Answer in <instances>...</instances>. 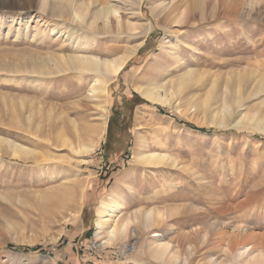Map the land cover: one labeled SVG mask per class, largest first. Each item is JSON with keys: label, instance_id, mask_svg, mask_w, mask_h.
<instances>
[{"label": "rangeland", "instance_id": "obj_1", "mask_svg": "<svg viewBox=\"0 0 264 264\" xmlns=\"http://www.w3.org/2000/svg\"><path fill=\"white\" fill-rule=\"evenodd\" d=\"M51 1L0 0V264H264V132L238 124L264 119V0H102L113 34L109 17L53 18ZM133 48L106 94L68 63ZM155 83L175 88L173 107L143 95ZM88 127L96 150L72 152ZM143 144L167 159L135 161ZM109 195L129 225L99 247Z\"/></svg>", "mask_w": 264, "mask_h": 264}, {"label": "bare ground", "instance_id": "obj_2", "mask_svg": "<svg viewBox=\"0 0 264 264\" xmlns=\"http://www.w3.org/2000/svg\"><path fill=\"white\" fill-rule=\"evenodd\" d=\"M41 1H42L41 10L45 12L46 0H41ZM96 2L100 3V6L95 7L94 10L90 11V5L88 4V0H52L50 8H49L50 16L59 20V19H62L63 15H67L69 18L71 17L73 21H80L83 24L85 23L86 24L85 26H89L88 21L91 15H93L94 22L96 21L97 23L99 20H105L109 17L108 23L110 24V29L113 34V32H115V27H114V23L111 17L117 12V10L114 7L109 6L107 3L102 2V0H97ZM233 2H234L233 4H235L237 7L239 0H233ZM74 27L71 28V30L69 31V34L74 35L73 37L76 38L77 41L80 43V45L83 46L84 48L88 47L90 43L97 41L93 39L96 37L91 36L90 32H89L90 34L89 33L86 34L87 32L84 33L80 31L79 29L77 30ZM90 29L92 28L90 27ZM153 29H154V26L152 24L149 27L147 26V28H145V31L142 33V35H145L146 33L151 32ZM136 52H137V48H133L131 50L126 51L122 56L116 55L117 57H115L114 59L102 58L103 57L102 54L100 56H95V57H92L93 54L92 56H81V57L74 56V57H69L68 63L71 66H73V68H77L79 70L93 71L95 73V77L93 80L94 84L92 85L91 89H89L90 92L92 94H96L97 92L106 94L107 84L123 72L130 58L134 56ZM179 63L180 62H178V64ZM179 66H181V63L179 64ZM191 75H192L191 71L190 72L188 71L182 76V79L180 80L178 84V89H181L185 85V82H188L187 79H189ZM170 89L171 91L166 92L167 90L166 84L155 83L153 87L151 88L148 87V89H146L143 92V95L153 102L162 104L163 106L173 107L174 104L172 103V101L175 96V92H174L175 88L171 86ZM226 115L227 114L225 113V115L220 120L219 124L221 126H226L225 124ZM102 117L104 118L105 116L102 115ZM244 123H248L254 126L257 130L264 132V119L263 118H258L256 116H250V117L245 116L239 120L238 124L241 125ZM88 128L89 129L87 131L90 137L88 142L86 143L83 142L78 147L70 143V149L72 152L77 153V154L91 155L96 150L98 143L96 145L94 139L91 137L92 134L94 133L93 132L94 128L93 127H88ZM67 141L68 140L64 139V144H67L68 143ZM144 147L145 145L143 144V145H138V147L136 148L135 155H134L135 161L140 162L142 164H148V163L151 164L154 162L161 163V161L167 159L166 156L164 155H157V154L145 152L143 150ZM12 149L15 152V155H18L19 153H23L25 155L31 154V152L24 147L20 148V147L14 146ZM16 157L18 158L19 156H16ZM122 210H123L122 203L120 204L118 200L114 199L113 195H109L107 200H104L101 203L100 207L97 210L98 218H97V224H96L97 226L96 237L102 238L104 236L106 241L99 243L98 245L99 247L109 246L114 241H116L118 238L120 237L123 238L126 236L129 223L123 222L120 226H118V219H119V215H121L120 213L122 212ZM153 220H154L153 213L151 212L147 213L145 216L146 223L152 224ZM167 247L168 245L161 243L160 245H158L156 250L159 251L160 253H163L165 252V250H167L166 249Z\"/></svg>", "mask_w": 264, "mask_h": 264}, {"label": "trees", "instance_id": "obj_3", "mask_svg": "<svg viewBox=\"0 0 264 264\" xmlns=\"http://www.w3.org/2000/svg\"><path fill=\"white\" fill-rule=\"evenodd\" d=\"M164 112V111H163ZM184 125H186V126H189L190 128H192V129H195L194 127H192L191 125H189V124H185L184 123ZM202 132H207V131H205V130H202ZM209 132H214L213 130H211V131H209ZM9 249H16V248H14V246H10V247H8ZM17 249H19V248H17ZM39 249V248H38ZM37 248L36 249H33L34 251H37L38 250ZM24 250H26V251H30V249H24Z\"/></svg>", "mask_w": 264, "mask_h": 264}, {"label": "flooded vegetation", "instance_id": "obj_4", "mask_svg": "<svg viewBox=\"0 0 264 264\" xmlns=\"http://www.w3.org/2000/svg\"><path fill=\"white\" fill-rule=\"evenodd\" d=\"M116 124L114 123V121L112 122V126H115Z\"/></svg>", "mask_w": 264, "mask_h": 264}]
</instances>
